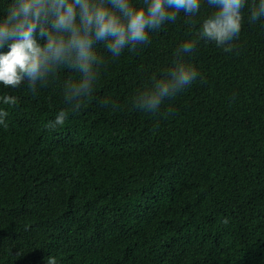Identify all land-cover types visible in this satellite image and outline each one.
<instances>
[{"label": "trees", "instance_id": "1", "mask_svg": "<svg viewBox=\"0 0 264 264\" xmlns=\"http://www.w3.org/2000/svg\"><path fill=\"white\" fill-rule=\"evenodd\" d=\"M212 11L115 61L98 47L107 66L76 111L64 70L36 95L0 85V264H264V18L245 10L231 52L198 40L185 59L202 79L158 113L131 104Z\"/></svg>", "mask_w": 264, "mask_h": 264}, {"label": "clouds", "instance_id": "2", "mask_svg": "<svg viewBox=\"0 0 264 264\" xmlns=\"http://www.w3.org/2000/svg\"><path fill=\"white\" fill-rule=\"evenodd\" d=\"M213 11L200 22L195 39L182 43L175 60L163 78H153L131 98L133 109L158 113L166 99L175 98L201 74L190 56L197 41L214 42L225 52L234 49L245 10L248 21L264 18V0H10L6 14L0 16V85L17 89L26 86L34 95L57 79L61 70L67 78L62 91L72 111L93 96L106 68L98 47L113 61L127 50L136 52L151 43L150 33L166 23L175 24L181 13L194 18L205 3ZM3 103L15 106L17 97L3 96ZM108 99L101 101L105 107ZM171 110H169V113ZM68 111L60 110L47 127L63 125ZM8 112L0 109V124ZM48 264H56L49 257Z\"/></svg>", "mask_w": 264, "mask_h": 264}]
</instances>
